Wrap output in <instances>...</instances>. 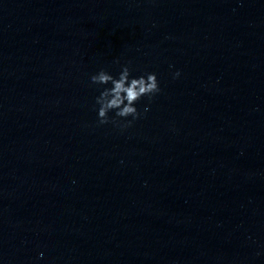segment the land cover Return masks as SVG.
I'll list each match as a JSON object with an SVG mask.
<instances>
[{
    "label": "clouds",
    "instance_id": "1",
    "mask_svg": "<svg viewBox=\"0 0 264 264\" xmlns=\"http://www.w3.org/2000/svg\"><path fill=\"white\" fill-rule=\"evenodd\" d=\"M179 76V71L173 73L174 78ZM89 79L91 85L105 86L95 98V105L98 106L95 108L98 126L112 123L121 129L130 127L143 114L138 111L136 104L143 97H148L151 100L161 91L155 73L149 72L135 77L132 76L128 64L122 66L118 76H113L106 69L101 68L98 72L92 74ZM107 85L111 86L107 87ZM147 111L148 108L145 106L144 112ZM110 112H114L115 117H110ZM129 117L131 119H128ZM40 255L43 256L42 253Z\"/></svg>",
    "mask_w": 264,
    "mask_h": 264
}]
</instances>
